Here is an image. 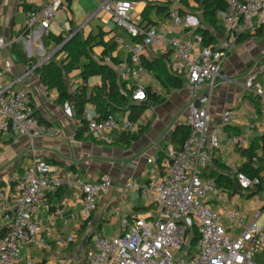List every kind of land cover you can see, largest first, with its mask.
Wrapping results in <instances>:
<instances>
[{"label":"built area","instance_id":"obj_1","mask_svg":"<svg viewBox=\"0 0 264 264\" xmlns=\"http://www.w3.org/2000/svg\"><path fill=\"white\" fill-rule=\"evenodd\" d=\"M179 1L170 0L172 7L166 23L145 27L130 21L134 8L131 0L97 1V7L82 12V22L73 27L68 18L62 21L55 18L66 14L65 0H47L25 11L24 33L7 43L0 38V49L6 44L20 43L29 60L24 73L13 81L19 83L25 72H35L36 67L61 48L62 44L50 42L51 52L46 54L44 37L60 35L66 41L102 12L110 31L120 26L131 37L140 39L115 37V43L128 54L121 62L112 63L107 55L94 59L110 65L117 79L128 83L143 74L141 56L146 49L170 50V69L184 79L189 126L179 147L164 148L165 167L161 175L147 183L129 181L124 185L153 206L154 213L146 218L121 216L110 236L99 237L92 232L80 241L76 233L51 235L38 215L43 198L48 193L69 188L71 198L79 204L80 230L96 210L98 197L111 187L110 177L104 176L98 182L85 181L77 170L63 169L37 157L31 147L32 156L24 176L13 185L0 186V264H34L31 251L43 250L48 252L53 264H258L254 258L264 245V232L254 220H245L233 209L213 210L207 200L219 190L213 178L201 176V170L211 157L219 155L222 147L247 148L250 134L258 124L240 123L233 111L226 110L219 124L214 125L207 107H196L193 100L203 84L210 87L215 84L220 65L231 51L235 37L254 34L264 25V0H226L221 21L228 37L216 48L202 46L198 35L183 32L189 17L177 11ZM4 75L5 70L0 67V135L13 133L26 136L32 142L46 131V126L34 115L33 97L27 86L20 83L15 90L8 91V86L1 84ZM222 81L231 83L232 79ZM242 87L257 99L259 123L264 124V78L249 75ZM129 88L131 102L147 99L142 86L133 84ZM151 92L157 93L156 88L151 87ZM206 100L202 98L201 102L206 104ZM83 118L87 133L94 138L133 133L137 129L136 121L129 118L128 112L100 117L89 106L84 107ZM147 162L153 163V160L147 159ZM234 179L242 190L261 187L264 193V183L258 176L249 177L238 171ZM61 215V210L55 209L46 216V221L53 222ZM225 220L237 226V235L228 233ZM192 229L196 230V240L190 246L187 232ZM175 250L184 258L175 256Z\"/></svg>","mask_w":264,"mask_h":264},{"label":"crops","instance_id":"obj_2","mask_svg":"<svg viewBox=\"0 0 264 264\" xmlns=\"http://www.w3.org/2000/svg\"><path fill=\"white\" fill-rule=\"evenodd\" d=\"M46 1L40 0L34 5L26 3L25 0H0V38L7 43L19 36L25 22L23 3L35 8ZM97 1L102 0H65L67 12L59 16L57 21L68 18L73 27L78 26L82 22L81 13L94 10L97 7ZM131 1L134 8L129 15L130 21L141 27L144 23L143 14L148 4H165V0ZM171 7L170 2L169 9ZM176 7L179 13L189 17L183 27L185 34H191L194 29L205 25L196 0H180ZM222 13L217 15V23L223 26ZM149 17L156 22L155 25L168 21V17L157 18L153 11L149 12ZM97 26H100L104 32L105 40L108 39V35H112L110 25L105 21V15L102 12L85 25L81 30L82 34L86 35ZM226 38L227 35H219L217 46L226 41ZM16 44L22 53L21 44ZM91 53L94 58L104 55L101 46L94 47ZM165 53L166 51L161 48H148L141 58L152 60ZM112 55H119L122 61L128 54L125 49L118 46ZM28 66V63L22 64L16 59L12 52V45L6 44L3 49H0V67L5 70L1 84L8 86V91L15 90L21 85L20 83L25 84L33 97L34 112L43 119L42 123L46 126V131L33 138L32 142L26 136L13 133L0 135L1 186L13 185L24 176L32 156L30 148L33 147V153L37 157L63 169H75L85 181L98 182L104 176H109L112 182L111 187L98 197L96 210L80 230V208L78 202L71 198V190L61 188L54 193L46 194L38 215L52 236L76 233L80 241L87 238L93 231L100 230L104 236L108 237L121 216L146 218L152 215L154 207L147 204L137 192L125 188L124 185L129 181L147 183L161 175L165 167L164 148L168 145L176 147L180 145V141L176 139L171 141L170 137L178 125H188L186 109L188 96L184 88V79H182L181 88L167 93L159 81L145 71L132 81L124 83L127 89L133 84L154 87L157 93L163 96V101L160 103H155L151 99L134 103L142 108L136 120L135 131L138 133L141 130V133L135 141L120 138L121 133H113L106 138H94L86 132L78 139L75 136L78 120L71 108L73 101L69 104H58L55 91H47L35 72H25L22 82L13 83L14 79L23 74ZM249 75H255L258 79L264 78V25L260 26L254 34L238 42L234 41L231 51L220 65L215 84L212 87L203 84L193 103L194 105L196 103L198 107L203 105L207 107L211 123L214 125L219 124L226 110L233 111L240 123H257V127L251 132V138L256 147L260 142L259 138L264 135V124L259 123L255 99L242 87L243 80ZM67 76L72 79V82H80L77 72H70ZM223 78H231L232 82H223ZM99 82L98 77H92L88 80V86ZM68 87L72 92L77 86ZM202 98L207 99L206 104L201 102ZM89 106L93 105H85V107ZM238 128L239 125L236 129ZM147 159H152L153 163H148ZM242 161L243 156L240 151L227 147H222L217 157L210 158L206 165L216 169L219 174L217 182L219 192L216 196L210 197L207 203L215 211L227 207L237 211L247 221L259 222L257 225L264 232L263 191L257 188L242 190L234 179V174ZM261 176L264 178V170ZM224 186L229 187L223 190ZM55 209H60L62 215L48 223L46 216ZM224 224L230 235L235 236L239 233L235 224H228L226 220ZM81 231L82 234L79 236ZM30 257L34 264L42 260L44 264H53L46 250L31 251ZM254 260L258 264H264V245L255 255Z\"/></svg>","mask_w":264,"mask_h":264},{"label":"trees","instance_id":"obj_3","mask_svg":"<svg viewBox=\"0 0 264 264\" xmlns=\"http://www.w3.org/2000/svg\"><path fill=\"white\" fill-rule=\"evenodd\" d=\"M196 1L205 25L194 29L192 34L200 37V44L202 46L216 48L218 42L217 37L219 35L228 34L225 28L217 23V15L226 10L227 2L226 0ZM169 4L170 0H165V4H148L143 14L144 23L142 27L156 24V22L149 17V12L151 11L154 12L157 18L166 19L169 13ZM31 8H34V6L23 3L24 12ZM20 33H24V28H22ZM111 33L112 35H108V39L105 40L104 32L101 30L100 26H97V28L91 30L86 35H83L81 30L76 32L66 43H64L65 40L60 35L51 34L43 38V43L47 46L50 42H52L53 45L62 44L61 50L57 53H63L65 54V57L59 62L52 57L36 67L34 71L47 91H55V99L58 104L64 105L65 103L69 104L70 101H73L71 108L74 112V116L78 120V127L75 133V136L78 139L87 132L86 122L83 118V110L86 104H92L96 113H98L100 117H105L109 114L122 115V113L128 112L129 118L136 121L142 112V108L137 107L134 102L130 101V88L127 89L124 85L125 82L117 79L116 72L111 66L97 62L92 56V49L96 46H101L102 53L109 56L112 63L121 62L119 55H112L119 46L114 41L115 37L120 36L130 40L140 39V37H131L127 34L126 30L120 26H114ZM249 35L252 34H238L235 37V42H238ZM12 52L19 62L22 64H29V60L25 58L23 52V54L20 52L16 43L12 44ZM171 60L172 55L170 50L164 55L152 60L143 59V57L141 58L144 71L151 73L154 78L159 81L166 93L170 90L182 87L183 78L180 74L171 71ZM75 69H78L77 77L80 82L71 92L66 83V77ZM92 77H98L100 82L88 86V80ZM143 89L146 92L147 99H151L155 103L163 101V96L151 92L150 86H145ZM71 94H73V97H71ZM253 98L255 99V106L258 111L257 99L255 97ZM34 115L39 122H43V119L37 116V113L34 112ZM188 131V125H178L175 128L173 135L170 137V140L173 141L176 139L177 141L182 142ZM140 133L141 130H139L138 133L122 132L120 138H129L130 140L135 141ZM259 139L260 142L258 146L255 147L250 134L248 147L245 149H235L240 151L243 156V161L238 166L236 172H243L249 177L258 176L261 179V182L264 183V178L261 176L264 166V135ZM173 147L177 148L176 146ZM201 176L213 178L216 187L219 190V186L217 185L219 174L216 169L206 165L201 170ZM227 187L229 186H224L223 190H226ZM257 189L261 190V187H257ZM81 234L82 231L79 233V236ZM187 235L189 236L188 245L192 246L196 240V230H188ZM35 264H44V260L38 261Z\"/></svg>","mask_w":264,"mask_h":264},{"label":"rangeland","instance_id":"obj_4","mask_svg":"<svg viewBox=\"0 0 264 264\" xmlns=\"http://www.w3.org/2000/svg\"><path fill=\"white\" fill-rule=\"evenodd\" d=\"M26 1V3H32V4H34V5H36V4H38V2L40 1V0H25ZM56 18V20L58 19V16H56L55 17ZM44 44V47H45V51H46V54H49L50 52H51V49H50V47L49 46H47L45 43H43ZM65 57V54H56V53H54L53 54V59L54 60H56L57 62H59L62 58H64ZM71 72H78V69H75V70H73V71H71ZM66 83H67V85L68 86H71V87H75V86H78V84H79V82H72V79H70L68 76L66 77ZM195 105H196V107H198V105L195 103ZM237 188V187H236ZM259 222H257V224H258ZM94 232V234L96 235V236H99V237H103L104 235L100 232V230H95V231H93ZM173 254L175 255V256H179L178 258H184V256H183V254L181 253V252H179V251H177V250H175V251H173ZM45 255V254H44ZM43 255V256H44Z\"/></svg>","mask_w":264,"mask_h":264},{"label":"water","instance_id":"obj_5","mask_svg":"<svg viewBox=\"0 0 264 264\" xmlns=\"http://www.w3.org/2000/svg\"><path fill=\"white\" fill-rule=\"evenodd\" d=\"M74 34H72L66 41H64V43H66L72 36H73ZM227 37H228V34H227ZM227 39V38H226ZM63 43V44H64ZM61 50V48H59L57 51H56V53L57 52H59ZM71 97H73V94H71Z\"/></svg>","mask_w":264,"mask_h":264}]
</instances>
